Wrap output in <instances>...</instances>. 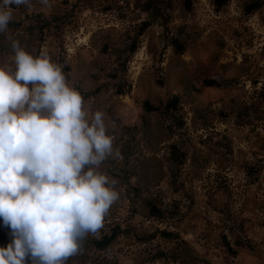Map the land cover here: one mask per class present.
I'll return each instance as SVG.
<instances>
[{
	"label": "rangeland",
	"instance_id": "obj_1",
	"mask_svg": "<svg viewBox=\"0 0 264 264\" xmlns=\"http://www.w3.org/2000/svg\"><path fill=\"white\" fill-rule=\"evenodd\" d=\"M243 1L215 11L208 0H192L188 12L180 0L162 3L159 16L166 14L150 20L123 63L124 34L149 17L144 0H31L27 15L12 10L0 65L14 64L11 36L30 53L47 51L81 90L98 87L85 102L105 113L120 154L101 165L119 199L99 235L113 224L122 234L101 251L83 246L68 264H264V4L246 15ZM54 14L68 16L41 25ZM174 35L184 39L181 54L169 45ZM204 79L228 85L204 87ZM172 94L179 129L139 105ZM172 143L178 163L170 161ZM148 199L162 217L149 216ZM0 218L6 247L11 230Z\"/></svg>",
	"mask_w": 264,
	"mask_h": 264
},
{
	"label": "clouds",
	"instance_id": "obj_2",
	"mask_svg": "<svg viewBox=\"0 0 264 264\" xmlns=\"http://www.w3.org/2000/svg\"><path fill=\"white\" fill-rule=\"evenodd\" d=\"M12 5L31 0H2L0 34ZM8 39L14 64L0 65V217L12 240L0 247V264H67L89 235L98 237L119 199L101 165L120 154L105 113L89 111L62 66Z\"/></svg>",
	"mask_w": 264,
	"mask_h": 264
},
{
	"label": "trees",
	"instance_id": "obj_3",
	"mask_svg": "<svg viewBox=\"0 0 264 264\" xmlns=\"http://www.w3.org/2000/svg\"><path fill=\"white\" fill-rule=\"evenodd\" d=\"M168 1L169 0H144L143 5L141 4L139 6L140 9L142 11H145L149 17L145 20H142L138 28L135 31H133V33L124 34L122 48L119 50L120 52L119 57H121L122 59H120L119 63H123L124 60L126 59L127 54L133 53L137 49L139 35L143 33V30L145 29L146 26H148L150 20L151 19L155 20V18H159V17L161 18L162 16L166 14L165 12H161L163 15L159 16L158 9L160 10V6L162 5V3L166 4ZM208 1L212 5L215 11H219L221 8L227 5V3L230 0H208ZM0 3H2V0H0ZM180 3L184 11L186 12L190 11L192 0H180ZM263 4H264V0H245L242 2L241 9L244 14L249 15L257 11ZM28 8L29 6H26V5H19V6L12 5L11 6V10H16L17 13L24 14V15H27L26 11ZM67 16H68L67 14L63 16L54 14L50 16V19H47L46 21H43V20L42 21L38 20V21H41V25H43L44 27H49L50 25H54L55 22H57L59 19L67 18ZM165 20L166 19L164 18L162 22H164ZM17 24L18 22H15V25ZM38 27H41V26H38ZM169 45L171 46V49L173 50L175 54H181L185 50V47H186L184 39L180 38V36L178 35L169 37ZM202 85L204 87H211V86L221 87V86L228 85V81L226 80L216 81L214 79H204L202 80ZM77 88L81 91L84 97V100L88 96H91L94 93H96L98 90V87L93 90H85V91L81 90L79 87ZM117 93H122V92L121 90L118 89ZM261 99L264 102V94H262ZM178 102H179L178 95L172 94L171 96L166 98L164 101L157 104V106H154L153 104H151L147 99L139 102V105L145 113L158 111L159 113L164 114L165 117L168 118L171 122L169 125L170 128L175 127L176 129H179L183 123L182 122L183 120L179 119V117L177 116V111L179 108ZM168 147L170 149V152H169L170 161L178 163L180 160V156L177 153V149L175 148V145L172 143ZM145 204L148 208V211L150 214L149 216L155 217V218L162 217L163 211L158 206L155 205L152 199L146 200ZM0 221H1V218H0ZM118 225L119 224H113L109 226V229H107L106 232L102 233L98 237L89 235L84 241L83 246L91 247L97 251H101L102 249L107 248L109 245H111V243L114 241V239L119 234L120 235L122 234V230H120ZM159 234L164 238L172 237V233L165 231V230L159 231ZM227 248L233 256L236 255L237 252H239V249L233 250L229 248L228 244H227Z\"/></svg>",
	"mask_w": 264,
	"mask_h": 264
}]
</instances>
